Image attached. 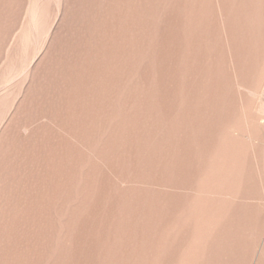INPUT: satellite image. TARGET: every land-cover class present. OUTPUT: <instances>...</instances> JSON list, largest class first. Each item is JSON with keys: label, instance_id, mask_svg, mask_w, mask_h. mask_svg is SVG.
Listing matches in <instances>:
<instances>
[{"label": "rangeland", "instance_id": "1", "mask_svg": "<svg viewBox=\"0 0 264 264\" xmlns=\"http://www.w3.org/2000/svg\"><path fill=\"white\" fill-rule=\"evenodd\" d=\"M0 264H264V0H0Z\"/></svg>", "mask_w": 264, "mask_h": 264}]
</instances>
